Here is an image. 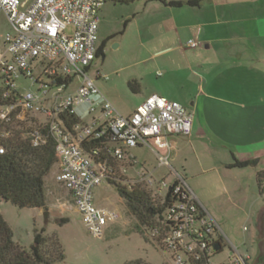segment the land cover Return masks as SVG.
I'll return each instance as SVG.
<instances>
[{
	"label": "crops",
	"instance_id": "crops-1",
	"mask_svg": "<svg viewBox=\"0 0 264 264\" xmlns=\"http://www.w3.org/2000/svg\"><path fill=\"white\" fill-rule=\"evenodd\" d=\"M214 1L196 6L147 1L149 18L135 30L130 27L129 37L115 36L127 33L137 12L127 13L118 29L117 4L109 7L106 2L100 11L98 40L104 54L96 57L90 70L98 60L97 70L110 78L95 74V83L123 115L133 114L152 94L176 100L193 114L192 133L171 137V167H165L160 178L173 181L175 173L182 175L206 213L218 222L224 242L225 233L234 243L239 237L229 212L241 209L250 220L259 197L264 198L257 180L258 172L264 171V17L257 14L263 10L260 3L236 0L226 6L237 15L229 20L225 5ZM190 39L197 41L196 47L188 44ZM111 44L116 56L106 65ZM132 81H136L133 87ZM94 99L100 101L99 96ZM89 106L76 108L82 121L91 117ZM139 148L143 147L130 153L141 168L155 175L157 169H149L136 153ZM237 161L250 163L236 166ZM139 170L137 164H129L125 178L136 177ZM263 207L261 203L257 215ZM70 208L78 212L75 206ZM255 238L262 240L257 234Z\"/></svg>",
	"mask_w": 264,
	"mask_h": 264
},
{
	"label": "built area",
	"instance_id": "built-area-1",
	"mask_svg": "<svg viewBox=\"0 0 264 264\" xmlns=\"http://www.w3.org/2000/svg\"><path fill=\"white\" fill-rule=\"evenodd\" d=\"M105 3L0 0V11L14 28L6 35L5 50L0 51V84L6 87L3 96L19 89L20 79L30 81L16 104L21 107L18 116L23 118L27 111L44 116L56 140V179L71 194L85 229L94 237L104 236L108 225L120 217L118 211L96 204L95 188L125 177L128 165L138 164L130 153L134 148L149 149L157 155L159 167H171V137L189 136L194 122L187 107L160 94L150 95L126 116L101 92L89 70L97 57L100 11ZM188 44L196 47L197 41L190 39ZM96 76L110 78L98 70ZM77 77L79 82L72 86ZM95 96L100 97L99 102ZM84 103L90 105V119L67 128L62 115L77 114L76 108ZM8 114L2 110L0 118L7 119ZM103 137L102 147L92 153L84 149V141ZM45 141L44 134L34 133L35 145ZM151 174L144 167L137 171L139 178L158 187L163 198L170 192L161 225L152 234L174 264H248V258L237 251L229 259L217 260L222 249L217 251L214 246L223 241L220 226L182 175L175 173V179L168 182Z\"/></svg>",
	"mask_w": 264,
	"mask_h": 264
},
{
	"label": "rangeland",
	"instance_id": "rangeland-1",
	"mask_svg": "<svg viewBox=\"0 0 264 264\" xmlns=\"http://www.w3.org/2000/svg\"><path fill=\"white\" fill-rule=\"evenodd\" d=\"M225 5L222 9L228 14L229 20L234 19L237 15L234 11L228 10L226 6H233L236 0H215ZM243 2L252 4L260 3L263 7L262 11H257V14L264 17V0H242ZM154 2L148 3L152 5ZM145 1H137L132 4H117L108 3L107 6H113L117 11V22L115 28H123V21L127 13L137 12V19L131 20L129 30L126 34L117 33L115 37H129L130 27L137 29V26L142 24L143 19L149 18L151 6L147 7ZM249 12V11H248ZM249 12L248 14H252ZM243 16V15H242ZM125 17V18H124ZM249 27L250 22H245ZM234 26V25H232ZM13 26L9 21L7 14L0 11V51L5 50V39L9 32H12ZM109 59H115L114 48L111 44L109 48ZM106 55V54H105ZM102 57L99 59L101 60ZM98 64V60L95 62ZM96 65L89 71V74L95 77ZM101 66V64H99ZM21 91H25L30 87V81L19 80ZM79 82L78 77L73 81L72 86H76ZM35 88V87H33ZM83 108L78 111L82 114ZM139 158L145 159L149 169H157L155 175L151 174L156 180L161 179V175L165 173V167L158 166V159L153 152L147 148L136 149ZM58 166L51 171L46 178V196L47 205L49 207L48 217L44 210L40 208H19L11 202H2L1 212L4 218L8 221L14 231V239L24 246H31L34 242L35 230L45 228V233L56 234L64 248L65 259L55 264H174L171 254L161 249L156 237L152 234L151 228L139 226L138 218L129 209L127 202L119 194L115 185L103 183L97 186L94 190L95 202L99 206L107 207L111 210L120 213L119 219L108 225L107 230L102 237H94L90 235L82 222L79 212L71 206H75L69 191L56 179ZM141 168V162L137 164ZM133 171L128 173L132 176ZM166 175V174H165ZM129 178V177H128ZM125 183H142L149 190L151 189L153 196L162 198L157 186H151L146 180L139 178L138 175L133 176ZM168 182H172L170 177H167ZM250 193V192H249ZM260 202L256 204L253 217L249 220L247 213H243L241 209L235 208L229 212V222L236 230V235L239 237L234 243H231L225 236V246L222 252L217 255V260L229 259L237 248V252L242 254L247 259L248 264H256L257 258V241L255 238L256 228L255 221L258 209L261 203H264V198L259 197ZM62 219H65L62 221ZM139 224V225H138ZM244 225L247 227L244 228ZM252 236V238H251Z\"/></svg>",
	"mask_w": 264,
	"mask_h": 264
},
{
	"label": "trees",
	"instance_id": "trees-1",
	"mask_svg": "<svg viewBox=\"0 0 264 264\" xmlns=\"http://www.w3.org/2000/svg\"><path fill=\"white\" fill-rule=\"evenodd\" d=\"M141 0H106L115 4H132ZM150 1V0H142ZM171 6L200 5L203 0H161ZM104 54L103 47L97 50V56ZM136 81L130 85L133 87ZM4 84H0V111L8 110V118H0V264H55L65 259L63 245L56 234L45 233V228L35 230L34 242L27 247L14 239V231L1 212L2 202H11L19 208H43L48 217L46 178L59 164L56 152V140L50 133L45 118L40 113L27 111L23 118L18 115L17 106L21 88L4 97ZM16 105L14 108L12 106ZM66 115V116H64ZM67 128L80 122L77 114L67 112L62 115ZM36 131L45 135L46 141L34 144ZM105 138L88 139L83 147L88 153L102 147ZM95 160H99L95 156ZM250 161H237L236 166H247ZM119 164V163H118ZM258 186L264 191V171L257 174ZM125 177L109 180L127 202L129 209L138 218L139 226L153 231L161 225V219L170 203V192L165 198L153 196L152 190L142 183H125ZM65 219H62L64 221Z\"/></svg>",
	"mask_w": 264,
	"mask_h": 264
},
{
	"label": "flooded vegetation",
	"instance_id": "flooded-vegetation-1",
	"mask_svg": "<svg viewBox=\"0 0 264 264\" xmlns=\"http://www.w3.org/2000/svg\"><path fill=\"white\" fill-rule=\"evenodd\" d=\"M256 234L262 240L257 242V258L256 264H264V207L259 211L255 221ZM221 249L224 248V240L220 242Z\"/></svg>",
	"mask_w": 264,
	"mask_h": 264
},
{
	"label": "water",
	"instance_id": "water-1",
	"mask_svg": "<svg viewBox=\"0 0 264 264\" xmlns=\"http://www.w3.org/2000/svg\"><path fill=\"white\" fill-rule=\"evenodd\" d=\"M214 247H215V249H216L217 251L221 250V245H220V243H216Z\"/></svg>",
	"mask_w": 264,
	"mask_h": 264
}]
</instances>
